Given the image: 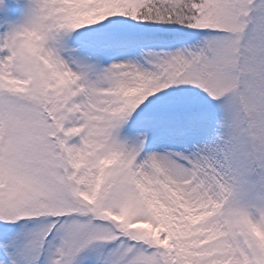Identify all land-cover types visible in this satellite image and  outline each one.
<instances>
[{"label": "snow or ice", "instance_id": "obj_1", "mask_svg": "<svg viewBox=\"0 0 264 264\" xmlns=\"http://www.w3.org/2000/svg\"><path fill=\"white\" fill-rule=\"evenodd\" d=\"M0 264H264V0H0Z\"/></svg>", "mask_w": 264, "mask_h": 264}]
</instances>
